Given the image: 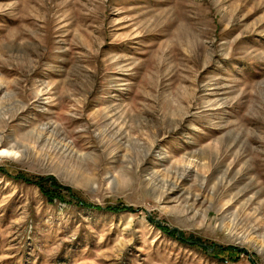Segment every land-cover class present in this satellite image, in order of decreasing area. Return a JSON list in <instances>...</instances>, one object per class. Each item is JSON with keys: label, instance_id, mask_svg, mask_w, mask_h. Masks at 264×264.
I'll return each instance as SVG.
<instances>
[{"label": "rangeland", "instance_id": "1", "mask_svg": "<svg viewBox=\"0 0 264 264\" xmlns=\"http://www.w3.org/2000/svg\"><path fill=\"white\" fill-rule=\"evenodd\" d=\"M0 264H264V0H0Z\"/></svg>", "mask_w": 264, "mask_h": 264}, {"label": "trees", "instance_id": "2", "mask_svg": "<svg viewBox=\"0 0 264 264\" xmlns=\"http://www.w3.org/2000/svg\"><path fill=\"white\" fill-rule=\"evenodd\" d=\"M57 189H58V187H57ZM69 191H70V189H68ZM71 192V191H70ZM47 194H49V192L47 191Z\"/></svg>", "mask_w": 264, "mask_h": 264}]
</instances>
